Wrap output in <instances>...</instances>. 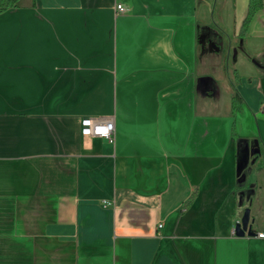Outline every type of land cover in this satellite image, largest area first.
<instances>
[{
  "label": "crops",
  "instance_id": "crops-1",
  "mask_svg": "<svg viewBox=\"0 0 264 264\" xmlns=\"http://www.w3.org/2000/svg\"><path fill=\"white\" fill-rule=\"evenodd\" d=\"M249 1L21 0L0 14V264H264V164L242 183L264 157V0L241 37ZM209 26L236 50L217 113L199 99ZM88 118L112 121V139L83 136ZM247 208L254 236H237Z\"/></svg>",
  "mask_w": 264,
  "mask_h": 264
},
{
  "label": "rangeland",
  "instance_id": "rangeland-1",
  "mask_svg": "<svg viewBox=\"0 0 264 264\" xmlns=\"http://www.w3.org/2000/svg\"><path fill=\"white\" fill-rule=\"evenodd\" d=\"M230 43V40L220 29H216L214 26H209L207 29L202 28L199 37L198 67L200 73V108L204 112H220V110L214 109L215 100H218V103L228 105L233 96L232 88L238 80L233 64L236 50L232 53ZM212 92L221 93L219 96H211ZM211 104L212 106L210 107ZM263 164V155L260 156L255 165L249 164V168L244 173L242 180L244 186L260 181L259 172H261L260 170L263 167L259 165Z\"/></svg>",
  "mask_w": 264,
  "mask_h": 264
},
{
  "label": "trees",
  "instance_id": "trees-1",
  "mask_svg": "<svg viewBox=\"0 0 264 264\" xmlns=\"http://www.w3.org/2000/svg\"><path fill=\"white\" fill-rule=\"evenodd\" d=\"M21 0H0V14L18 8ZM35 3V0H33ZM263 7V0H250L249 1V10L247 17L243 23L240 36L243 37L248 29V26L253 19L256 12H258ZM236 75V72H235ZM238 79V78H237ZM242 98L238 92L235 93L232 99V113L235 114L241 110ZM233 136L235 137V131H233ZM257 156H255L256 158Z\"/></svg>",
  "mask_w": 264,
  "mask_h": 264
},
{
  "label": "built area",
  "instance_id": "built-area-1",
  "mask_svg": "<svg viewBox=\"0 0 264 264\" xmlns=\"http://www.w3.org/2000/svg\"><path fill=\"white\" fill-rule=\"evenodd\" d=\"M116 13L123 14L127 9L122 4L116 5ZM114 133V124L112 121H99L97 119H82L81 134L86 137H99L111 140ZM161 227V225H160ZM260 238H264V233H259Z\"/></svg>",
  "mask_w": 264,
  "mask_h": 264
},
{
  "label": "water",
  "instance_id": "water-1",
  "mask_svg": "<svg viewBox=\"0 0 264 264\" xmlns=\"http://www.w3.org/2000/svg\"><path fill=\"white\" fill-rule=\"evenodd\" d=\"M260 151L259 150H252L251 155L258 154ZM254 162V160L252 161ZM251 221V214H250V209L247 208L241 218V220L236 224L235 226V233L237 236H254V233L252 232V227L250 225Z\"/></svg>",
  "mask_w": 264,
  "mask_h": 264
}]
</instances>
